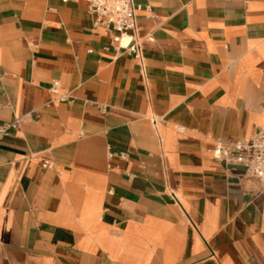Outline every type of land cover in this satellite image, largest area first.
<instances>
[{
	"label": "crops",
	"instance_id": "obj_1",
	"mask_svg": "<svg viewBox=\"0 0 264 264\" xmlns=\"http://www.w3.org/2000/svg\"><path fill=\"white\" fill-rule=\"evenodd\" d=\"M134 2L142 61L0 0V264H264V185L211 152L264 131V0Z\"/></svg>",
	"mask_w": 264,
	"mask_h": 264
},
{
	"label": "built area",
	"instance_id": "obj_2",
	"mask_svg": "<svg viewBox=\"0 0 264 264\" xmlns=\"http://www.w3.org/2000/svg\"><path fill=\"white\" fill-rule=\"evenodd\" d=\"M66 2L67 0H62ZM87 10L94 15V24L102 25L112 32L111 44L118 50L126 51L142 61L141 42L136 24V10L139 5L134 0H85ZM152 40V37H148ZM57 82L53 83L56 90ZM69 93L60 98L67 99ZM16 122L0 125V137L16 126ZM155 120L153 123L155 124ZM211 152L214 158L241 164L246 174L264 185V131L256 127L255 133L247 138L214 141ZM43 166L53 168V163L45 161Z\"/></svg>",
	"mask_w": 264,
	"mask_h": 264
}]
</instances>
